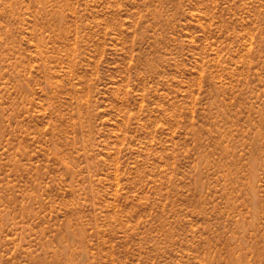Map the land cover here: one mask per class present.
I'll return each instance as SVG.
<instances>
[{"label": "rangeland", "instance_id": "374dc122", "mask_svg": "<svg viewBox=\"0 0 264 264\" xmlns=\"http://www.w3.org/2000/svg\"><path fill=\"white\" fill-rule=\"evenodd\" d=\"M0 264H264V0H0Z\"/></svg>", "mask_w": 264, "mask_h": 264}]
</instances>
